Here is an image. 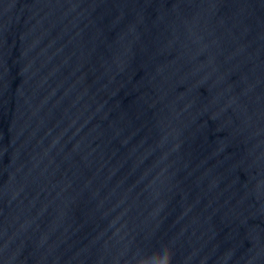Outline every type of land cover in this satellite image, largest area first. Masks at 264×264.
<instances>
[{
	"label": "water",
	"instance_id": "95a60500",
	"mask_svg": "<svg viewBox=\"0 0 264 264\" xmlns=\"http://www.w3.org/2000/svg\"><path fill=\"white\" fill-rule=\"evenodd\" d=\"M264 264V0H0V264Z\"/></svg>",
	"mask_w": 264,
	"mask_h": 264
},
{
	"label": "clouds",
	"instance_id": "9594fccd",
	"mask_svg": "<svg viewBox=\"0 0 264 264\" xmlns=\"http://www.w3.org/2000/svg\"><path fill=\"white\" fill-rule=\"evenodd\" d=\"M171 258H172V253L171 250L168 249L166 253V264H171Z\"/></svg>",
	"mask_w": 264,
	"mask_h": 264
}]
</instances>
